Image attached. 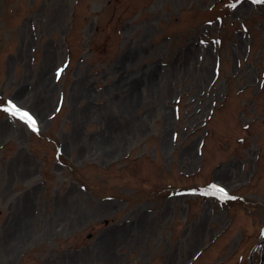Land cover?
<instances>
[{"label": "rangeland", "instance_id": "obj_1", "mask_svg": "<svg viewBox=\"0 0 264 264\" xmlns=\"http://www.w3.org/2000/svg\"><path fill=\"white\" fill-rule=\"evenodd\" d=\"M263 226L264 0H0V264H259Z\"/></svg>", "mask_w": 264, "mask_h": 264}, {"label": "snow or ice", "instance_id": "obj_2", "mask_svg": "<svg viewBox=\"0 0 264 264\" xmlns=\"http://www.w3.org/2000/svg\"><path fill=\"white\" fill-rule=\"evenodd\" d=\"M257 2H259V0H257ZM60 71H63V69H61L57 72L58 77L60 75ZM13 108H15V105H13ZM13 114H15V112ZM24 115L28 117V120L31 122L32 126L35 128L36 121L28 113H24ZM211 187L217 189L221 193H225V190L223 188H218V186H216V185H211ZM223 198L231 199V197H228L226 193H225V196Z\"/></svg>", "mask_w": 264, "mask_h": 264}, {"label": "water", "instance_id": "obj_3", "mask_svg": "<svg viewBox=\"0 0 264 264\" xmlns=\"http://www.w3.org/2000/svg\"><path fill=\"white\" fill-rule=\"evenodd\" d=\"M262 236H264V227H263V230H262ZM263 260H264V258L262 257V258H261V263H260V264H262Z\"/></svg>", "mask_w": 264, "mask_h": 264}, {"label": "bare ground", "instance_id": "obj_4", "mask_svg": "<svg viewBox=\"0 0 264 264\" xmlns=\"http://www.w3.org/2000/svg\"><path fill=\"white\" fill-rule=\"evenodd\" d=\"M261 243H263V241ZM262 254H263V258H264V249H263V253Z\"/></svg>", "mask_w": 264, "mask_h": 264}, {"label": "trees", "instance_id": "obj_5", "mask_svg": "<svg viewBox=\"0 0 264 264\" xmlns=\"http://www.w3.org/2000/svg\"><path fill=\"white\" fill-rule=\"evenodd\" d=\"M220 76V75H219Z\"/></svg>", "mask_w": 264, "mask_h": 264}]
</instances>
